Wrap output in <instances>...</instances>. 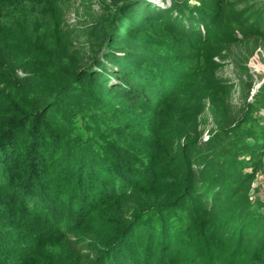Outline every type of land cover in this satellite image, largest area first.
<instances>
[{
  "label": "trees",
  "instance_id": "1",
  "mask_svg": "<svg viewBox=\"0 0 264 264\" xmlns=\"http://www.w3.org/2000/svg\"><path fill=\"white\" fill-rule=\"evenodd\" d=\"M109 2L112 17L94 12ZM109 2L0 0V197L20 215L59 195L86 264H264L257 169L216 155L251 106L235 109L239 76L216 78L229 37H198L177 6Z\"/></svg>",
  "mask_w": 264,
  "mask_h": 264
},
{
  "label": "rangeland",
  "instance_id": "2",
  "mask_svg": "<svg viewBox=\"0 0 264 264\" xmlns=\"http://www.w3.org/2000/svg\"><path fill=\"white\" fill-rule=\"evenodd\" d=\"M148 1L162 8L177 6L175 10L180 17L186 19L187 26L191 24L190 20L194 22L192 25H198V37L201 33L205 34L207 25H210L209 37H229L232 44L227 47L232 56L225 60L224 68L218 72L216 78L224 80L231 79L233 75L239 76L241 83L235 82L234 89L235 91L244 89L246 97L237 96L233 99L238 101L235 103V109L239 114L247 110L246 103L251 106L249 111L247 110V118L230 133L227 134L226 131L218 133L217 128L210 126L205 136L201 137V141L208 140L216 133L220 135L216 145L217 158L222 159L234 175L251 173L257 169L255 179L250 184L249 197L256 206L255 210L264 213V0ZM100 11L105 16L112 17L113 12L116 11L115 4L109 2L107 7L95 4L94 12ZM215 11L223 14L217 18L213 13ZM71 13L70 17L73 19L75 12L71 11ZM126 23L128 22L124 24ZM173 38L177 43L186 42L179 36ZM187 47L193 48L191 45ZM192 50L197 55H201L202 62L205 51L200 48ZM194 61L188 62L187 67L194 69ZM215 61L220 62V60ZM233 92L231 95L236 93ZM145 117L143 120H146ZM139 127L143 128L141 125ZM146 130L149 131L147 128ZM141 148L142 146L137 149ZM16 192V190L12 191L8 198L11 200L15 196L16 201ZM97 199L96 197L91 200ZM38 201L41 206H45L44 209L39 205L33 209L25 208L20 216L14 214L17 210L16 206L6 207V200L0 197V208H3L0 214V256L7 258L8 264H86L88 255L85 252L74 254L66 238V235H70L72 231L77 233L74 229L76 219H70L71 227L66 224V217L70 212L67 210V205H62L59 195L56 206L61 207V210L58 208L56 211L50 206L53 201L45 203L41 199ZM21 218L26 219L27 222H22ZM63 228H66V231ZM24 242H26L25 248ZM128 254L131 255L129 252ZM131 262L132 260L128 258V263Z\"/></svg>",
  "mask_w": 264,
  "mask_h": 264
}]
</instances>
